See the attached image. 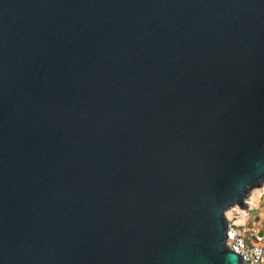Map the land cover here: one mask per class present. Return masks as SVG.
<instances>
[{"label": "water", "instance_id": "water-1", "mask_svg": "<svg viewBox=\"0 0 264 264\" xmlns=\"http://www.w3.org/2000/svg\"><path fill=\"white\" fill-rule=\"evenodd\" d=\"M264 183V0H0V264H242Z\"/></svg>", "mask_w": 264, "mask_h": 264}, {"label": "built area", "instance_id": "built-area-1", "mask_svg": "<svg viewBox=\"0 0 264 264\" xmlns=\"http://www.w3.org/2000/svg\"><path fill=\"white\" fill-rule=\"evenodd\" d=\"M257 189L256 197L246 195L242 205L234 204L224 211L225 244L241 255L242 264H264V216L259 213L264 183Z\"/></svg>", "mask_w": 264, "mask_h": 264}, {"label": "rangeland", "instance_id": "rangeland-1", "mask_svg": "<svg viewBox=\"0 0 264 264\" xmlns=\"http://www.w3.org/2000/svg\"><path fill=\"white\" fill-rule=\"evenodd\" d=\"M260 187V186H259ZM259 187H254V188H252V189H250L248 192H247V196H250L251 195V193H252V195H254L255 197L257 196V194H256V192H257V188H259ZM261 200H262V198H261ZM263 200H264V197H263ZM254 201H255V198H254ZM253 201V202H254Z\"/></svg>", "mask_w": 264, "mask_h": 264}, {"label": "crops", "instance_id": "crops-1", "mask_svg": "<svg viewBox=\"0 0 264 264\" xmlns=\"http://www.w3.org/2000/svg\"><path fill=\"white\" fill-rule=\"evenodd\" d=\"M259 208H260V215L261 216H264V200L262 199V202L260 203L259 205Z\"/></svg>", "mask_w": 264, "mask_h": 264}, {"label": "bare ground", "instance_id": "bare-ground-1", "mask_svg": "<svg viewBox=\"0 0 264 264\" xmlns=\"http://www.w3.org/2000/svg\"><path fill=\"white\" fill-rule=\"evenodd\" d=\"M256 190H258V189H256Z\"/></svg>", "mask_w": 264, "mask_h": 264}]
</instances>
